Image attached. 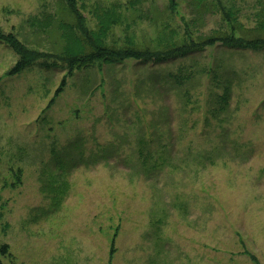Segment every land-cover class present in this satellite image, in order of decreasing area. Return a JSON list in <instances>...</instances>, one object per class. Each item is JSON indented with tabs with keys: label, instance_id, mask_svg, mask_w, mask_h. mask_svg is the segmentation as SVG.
I'll list each match as a JSON object with an SVG mask.
<instances>
[{
	"label": "rangeland",
	"instance_id": "obj_1",
	"mask_svg": "<svg viewBox=\"0 0 264 264\" xmlns=\"http://www.w3.org/2000/svg\"><path fill=\"white\" fill-rule=\"evenodd\" d=\"M127 1L77 3L94 28L96 7ZM142 1L149 18L127 30L139 45L183 36L191 0H173L176 13L170 0ZM56 2L0 0V29L29 35L26 21ZM224 3L247 30L264 9ZM224 26L206 16L196 33ZM54 36L27 42L51 52ZM17 59L0 45V245L12 256L3 264H264V49L92 67L67 78L49 108L63 67L5 77ZM222 86L230 100L219 111ZM52 180L67 185L58 209L42 192Z\"/></svg>",
	"mask_w": 264,
	"mask_h": 264
},
{
	"label": "trees",
	"instance_id": "obj_2",
	"mask_svg": "<svg viewBox=\"0 0 264 264\" xmlns=\"http://www.w3.org/2000/svg\"><path fill=\"white\" fill-rule=\"evenodd\" d=\"M142 3V0H128L126 3L114 4L104 10L96 7L93 11L96 23L94 28H89L77 0H57L55 9L51 13L45 12L40 18L33 17L32 20L26 21L25 25L30 29L29 35H23L21 32L20 35L13 32L5 33L0 29V45L18 58L4 76L16 77L36 66L44 70L62 66L65 71L64 77L49 102V108L63 93L67 78L76 72L92 67L122 65L127 62L162 63L186 58L191 54L202 53L218 46L231 50L261 51L264 49V9L255 15L254 28L247 30L239 21L238 11L234 9V6L226 5L224 0H191L193 17L189 21L182 18L184 33L181 38L174 39L175 32L173 31L169 41L156 37L155 42L158 41L160 44L139 45L133 39L135 38L133 34L127 30L131 27V22L149 18L147 14L143 12L141 14L136 9ZM169 5V8L176 13L173 0H170ZM120 9L124 12L122 13ZM214 15L221 17L225 28H218L207 35L196 33L198 24L206 16ZM116 27L123 28L121 37L116 35ZM53 33L56 35H53L55 39L51 40L53 48L51 52L39 50L27 42L30 41V36L43 35L51 38ZM211 77L216 78V73L214 72ZM174 78L179 84L188 79V77L178 75ZM215 97L219 111L225 110L230 100L229 88L222 86L221 93H217ZM13 177L16 183L21 182L19 169ZM57 183L56 180H52L42 190L47 193L46 196L48 193L53 194L51 206L55 209L60 208L63 196L67 193V185L65 186L62 182L56 186ZM111 254H113V249ZM11 258L10 247L0 245V264L4 261L10 263Z\"/></svg>",
	"mask_w": 264,
	"mask_h": 264
}]
</instances>
